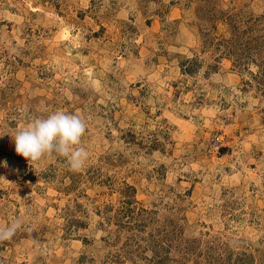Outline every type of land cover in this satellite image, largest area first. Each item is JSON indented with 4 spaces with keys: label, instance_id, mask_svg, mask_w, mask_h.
Here are the masks:
<instances>
[{
    "label": "rangeland",
    "instance_id": "obj_1",
    "mask_svg": "<svg viewBox=\"0 0 264 264\" xmlns=\"http://www.w3.org/2000/svg\"><path fill=\"white\" fill-rule=\"evenodd\" d=\"M0 178V264H264V0H0Z\"/></svg>",
    "mask_w": 264,
    "mask_h": 264
},
{
    "label": "clouds",
    "instance_id": "obj_2",
    "mask_svg": "<svg viewBox=\"0 0 264 264\" xmlns=\"http://www.w3.org/2000/svg\"><path fill=\"white\" fill-rule=\"evenodd\" d=\"M85 132L86 122L79 115L56 110L32 118L25 127L15 132L12 140L16 154L29 164L56 154L65 157L72 170H80L88 158L82 146ZM3 166H7L6 161ZM20 226L21 222L17 220L7 228H0V240L11 239Z\"/></svg>",
    "mask_w": 264,
    "mask_h": 264
},
{
    "label": "trees",
    "instance_id": "obj_3",
    "mask_svg": "<svg viewBox=\"0 0 264 264\" xmlns=\"http://www.w3.org/2000/svg\"><path fill=\"white\" fill-rule=\"evenodd\" d=\"M188 62H189V60H188Z\"/></svg>",
    "mask_w": 264,
    "mask_h": 264
}]
</instances>
